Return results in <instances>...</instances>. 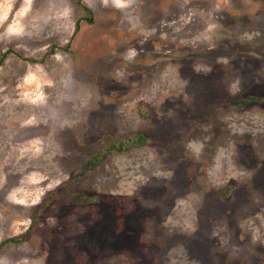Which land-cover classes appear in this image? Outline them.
<instances>
[{
    "label": "rangeland",
    "instance_id": "1",
    "mask_svg": "<svg viewBox=\"0 0 264 264\" xmlns=\"http://www.w3.org/2000/svg\"><path fill=\"white\" fill-rule=\"evenodd\" d=\"M0 264H264V0H0Z\"/></svg>",
    "mask_w": 264,
    "mask_h": 264
}]
</instances>
